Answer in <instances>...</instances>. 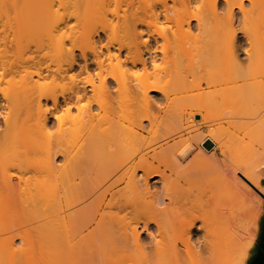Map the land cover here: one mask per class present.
<instances>
[{"label": "bare ground", "instance_id": "obj_1", "mask_svg": "<svg viewBox=\"0 0 264 264\" xmlns=\"http://www.w3.org/2000/svg\"><path fill=\"white\" fill-rule=\"evenodd\" d=\"M195 64L264 80V0H0V264H215L244 233L264 247V216L222 229L178 187L220 163L184 111ZM248 180L228 184L264 212Z\"/></svg>", "mask_w": 264, "mask_h": 264}, {"label": "rangeland", "instance_id": "obj_2", "mask_svg": "<svg viewBox=\"0 0 264 264\" xmlns=\"http://www.w3.org/2000/svg\"><path fill=\"white\" fill-rule=\"evenodd\" d=\"M247 62L244 61L241 64L242 66H240L243 67L242 69H244V71L246 70V68L243 64ZM87 63L89 65V62ZM254 64L256 63H253L250 66H260V64H256L257 66ZM218 66L216 65V68L219 69L217 71V69L214 68V65L210 66L209 64H201L199 66V64H195L192 68L194 71V74L192 73L193 75L191 73L186 74V72L188 71V69H186L184 70V72L182 71L180 73L179 77L181 78L185 75H189L190 77V75H192L195 80L194 82H198V84H193V82L190 83L189 81V83L193 85V87L188 88V91H184V88H186L187 86H182L183 90L180 93L185 95L184 93H182L184 91L188 93H186L187 95H193L192 97L195 101L194 105H192L191 108L186 107L184 111L186 113H191H188L186 115L191 116L190 120L193 124H195V126L198 125L196 132L200 134V136H198L199 139H208L209 141H211L209 150H205L203 148L200 149L204 154L206 153L205 158L208 157L209 160L211 159L209 157H215L220 161V163L218 165L214 164L215 166L211 164L213 168L210 167V165L206 162L199 163L198 165L196 164V166H194L195 169H193L192 167V170L190 169L191 171L184 170L183 173H185L184 175L186 183L183 181L184 178L181 179L182 174L180 179L178 178L179 180H175L178 182L179 188H182L183 190L187 188V190H185L184 192H194L193 194H196L201 198L199 199V197H195V195H193L194 197L191 195V198L188 196L190 202H194L196 200L201 201L203 199L201 202L207 203V206L204 208V205L202 206L199 201H196V204H199L200 206L195 205V202L194 204H188L189 200H186L187 195H183V190L179 189V191L177 190L178 193L180 191L183 192V194H179H182L186 198V207L191 206L192 208V205H195V207L198 206L200 208L202 206L200 209L203 210V212L206 208L209 213L206 211V209L205 212L210 214L222 229H225L232 218L238 213L242 214V218L244 219V221H248L251 215L252 217L250 220H254L256 219V217L260 219L264 216L262 208L257 206L256 204L253 203L247 205L242 203L239 195H237L232 186L228 184V182H232L234 180L245 183L244 180H250L251 178L255 180L257 179L262 187H264V80L261 78V76H259V79L261 78L260 81L262 80L261 83L263 82V86L260 85L261 83L259 82V79L258 83L253 82L255 78V81L257 80L258 74L256 73L258 72H256V75H253L254 77L252 76L249 78L253 79V81L250 80L252 85L246 87L243 83L242 78H235L234 76H232L233 74L229 75L231 74V72L229 71L230 67L228 70H226L224 65L221 69ZM210 67H212L213 69H211ZM165 69L161 68V74L166 77V80L174 76V73L172 74V76H170L172 72L171 70L170 72L167 67ZM210 69L213 71L211 74H209V71H211ZM214 69H216V72L214 71ZM192 76L190 77L191 79ZM189 77L187 76L186 80H191ZM180 78L178 79L180 80ZM184 79L185 78H183L182 81H185ZM205 92H209L208 94H210L207 97L210 98V96H212L211 93L213 94V97H211L210 99L208 98L207 101L195 99V96H199L198 93H201L199 98H202ZM236 98L237 100H241H239V104L237 103ZM240 102L242 103V107L239 106L241 104ZM235 103H237L238 106L241 107L238 108V111L235 110L237 109V107H234L235 109L233 108V104ZM243 103L245 105H243ZM234 106H236V104ZM188 108L190 110H188ZM195 140L197 141V139ZM218 143L223 146L221 147L220 153V147ZM194 149L184 160L182 158L180 159L181 155L177 156L178 160L180 162H183V166L184 162L187 166L186 160L190 159L192 165L195 164L193 163L194 159V161H197L196 155H199L198 152L200 151L198 150L197 152V148ZM180 150L181 149L178 148L179 152ZM190 161H188V164H190ZM186 172H192V174L187 175ZM244 173L247 177L244 175ZM186 177L188 178V181L190 180L189 182L186 180ZM177 182L173 184H177ZM174 188H176V186ZM192 197L194 200L192 199ZM257 197L264 204L263 198L259 196ZM195 207H193V209ZM198 207H196V209ZM199 208L198 212L200 213L201 211L199 210ZM195 210L194 212H192L193 214L198 213L197 210L196 212ZM262 236L263 235L260 234L257 238L256 246L250 241L249 235L244 233L243 237L240 240H236V242L233 243L229 248L223 250V252L219 254V256L215 259V264H241L243 259L244 264L245 262H249V264H251V262H253V260L255 259H257L256 264H258L261 256L264 254ZM240 243L242 244V247L239 246ZM250 252L252 253V257L249 256V258L246 259V253Z\"/></svg>", "mask_w": 264, "mask_h": 264}, {"label": "water", "instance_id": "obj_3", "mask_svg": "<svg viewBox=\"0 0 264 264\" xmlns=\"http://www.w3.org/2000/svg\"><path fill=\"white\" fill-rule=\"evenodd\" d=\"M263 253H264V251H263ZM263 256V258H264V254L262 255ZM256 261H257V259H255V260H253V262L256 264Z\"/></svg>", "mask_w": 264, "mask_h": 264}, {"label": "crops", "instance_id": "obj_4", "mask_svg": "<svg viewBox=\"0 0 264 264\" xmlns=\"http://www.w3.org/2000/svg\"><path fill=\"white\" fill-rule=\"evenodd\" d=\"M247 263L249 264V262H245V264H247ZM251 264H255V263L254 262H251Z\"/></svg>", "mask_w": 264, "mask_h": 264}]
</instances>
